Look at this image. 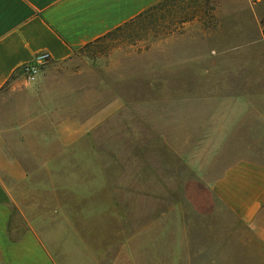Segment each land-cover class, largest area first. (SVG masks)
<instances>
[{"label": "rangeland", "instance_id": "obj_1", "mask_svg": "<svg viewBox=\"0 0 264 264\" xmlns=\"http://www.w3.org/2000/svg\"><path fill=\"white\" fill-rule=\"evenodd\" d=\"M170 12L163 40L41 55L0 96L3 178L61 264H264L207 193L264 164V0Z\"/></svg>", "mask_w": 264, "mask_h": 264}, {"label": "crops", "instance_id": "obj_2", "mask_svg": "<svg viewBox=\"0 0 264 264\" xmlns=\"http://www.w3.org/2000/svg\"><path fill=\"white\" fill-rule=\"evenodd\" d=\"M162 1L0 0V96L41 55L55 62L67 61L76 51ZM260 99L264 100V93ZM261 110L264 114V103ZM6 136L0 132V264H61L25 217L16 193L3 178L2 159H12L4 151ZM207 193L264 245L263 163H237L211 182Z\"/></svg>", "mask_w": 264, "mask_h": 264}, {"label": "trees", "instance_id": "obj_3", "mask_svg": "<svg viewBox=\"0 0 264 264\" xmlns=\"http://www.w3.org/2000/svg\"><path fill=\"white\" fill-rule=\"evenodd\" d=\"M180 0H164L156 6L152 7L139 17L129 21L123 26L110 32L104 37L96 40L95 42L85 46L81 50H103L108 48L115 42H126L127 45L135 47L137 44L145 42L148 45L153 44V41L158 40L156 37L161 36L163 40L164 30L167 28L170 16V10L173 6L177 5ZM184 1H197V0H184ZM207 3L210 0H205ZM153 38V39H151ZM160 38V39H161ZM153 40V41H150ZM161 41V40H159ZM150 50L148 46L147 51Z\"/></svg>", "mask_w": 264, "mask_h": 264}, {"label": "built area", "instance_id": "obj_4", "mask_svg": "<svg viewBox=\"0 0 264 264\" xmlns=\"http://www.w3.org/2000/svg\"><path fill=\"white\" fill-rule=\"evenodd\" d=\"M24 71L30 76L31 79H34L36 74V66L32 63L24 67Z\"/></svg>", "mask_w": 264, "mask_h": 264}]
</instances>
